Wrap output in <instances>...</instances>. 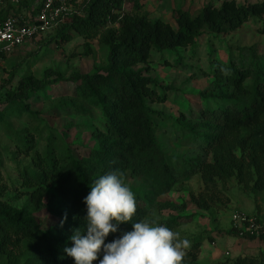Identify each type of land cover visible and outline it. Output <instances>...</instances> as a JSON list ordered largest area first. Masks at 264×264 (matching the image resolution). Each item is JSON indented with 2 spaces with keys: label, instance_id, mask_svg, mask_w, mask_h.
Instances as JSON below:
<instances>
[{
  "label": "trees",
  "instance_id": "16d2710c",
  "mask_svg": "<svg viewBox=\"0 0 264 264\" xmlns=\"http://www.w3.org/2000/svg\"><path fill=\"white\" fill-rule=\"evenodd\" d=\"M69 1L79 13L53 32L51 42L62 48L81 37L92 54L90 42L100 38L108 49L107 63L91 73L77 72L70 77L53 70H46L43 78L28 74L3 100L4 110L26 109V102L36 93L66 83L75 86L69 105L80 115L89 113L84 103L99 109L103 123L92 133L96 146L86 156L59 153L52 141L40 153L34 136L20 140L18 146L25 156L36 155V170L23 173V187L32 190L27 192L31 210L26 213L6 199L7 186L0 175V264H75L64 249L72 246L69 237L74 230L83 231L85 227L84 199L95 180L116 170L124 173L126 184L129 178L150 182L154 197L170 193L185 173L187 178L202 173L206 181L209 176H237L243 182L251 169L255 171L251 190L264 191V60L216 68L214 89L202 96L226 105L203 108L193 118L183 117L192 142L205 155L186 163L183 173L158 143L156 118L163 115L151 107L167 103L170 88L159 86L150 75L153 54L189 49L207 32L232 34L250 20L263 18L264 3L239 5L236 0H225L219 7L207 5L197 13L178 9L173 25L142 13L146 0ZM29 7V2L17 7L7 4L0 12V21L11 13L22 16ZM210 155L212 162L208 163ZM51 184L67 206L64 211L52 212L60 223L45 230L40 214L50 211L45 197ZM135 198L137 210L132 221L121 223L105 243L120 238L123 229H133L134 222L149 217L151 201L147 195L138 193ZM228 233L236 235L232 230ZM232 264L264 262L244 257Z\"/></svg>",
  "mask_w": 264,
  "mask_h": 264
},
{
  "label": "rangeland",
  "instance_id": "374dc122",
  "mask_svg": "<svg viewBox=\"0 0 264 264\" xmlns=\"http://www.w3.org/2000/svg\"><path fill=\"white\" fill-rule=\"evenodd\" d=\"M224 1L146 0L142 13L154 21L163 19L175 25L174 14L178 9L197 13L207 5L219 7ZM236 1L239 5L264 3V0ZM53 32L28 42L0 65V175L7 186L6 199L26 213L31 210L27 192L32 190L23 187V173L26 169L36 170L33 161L36 155L25 156L18 146L20 140L34 136L40 153H44L52 141L59 153L86 156L96 146L92 133L103 123L99 109L84 103L89 113L80 115L69 105L75 86L66 83L36 93L26 102V109L4 110L3 100L28 74L43 78L46 70H53L70 77L77 72L91 73L107 63L108 49L100 38L90 42V54L86 40L81 37L62 48L57 47L51 42ZM152 59L154 70L150 75L159 86L170 88L167 103L151 106L163 115L156 118V137L169 161L183 173L189 162L198 156L205 157L192 142L183 117L193 118L203 108L226 105L202 96L214 89L216 68L264 60V17L250 20L229 35L207 32L189 49L155 53ZM206 161L211 163L212 156ZM185 174L170 193L159 197H154L150 182L140 178L127 181L134 194L145 193L151 201L148 220L156 219L178 232L181 240L190 242L183 264H232L244 257L264 262V240L240 239L228 233L234 212L264 217V191L251 190L255 171L249 170L243 182L237 176H209L206 181L202 173L197 172L191 178ZM45 202L50 211L41 213L40 218L45 220L44 229L49 230L60 223V218L52 212L64 211L67 205L54 184L48 188ZM132 230L123 229L120 237ZM101 257L103 251L93 264Z\"/></svg>",
  "mask_w": 264,
  "mask_h": 264
},
{
  "label": "clouds",
  "instance_id": "9594fccd",
  "mask_svg": "<svg viewBox=\"0 0 264 264\" xmlns=\"http://www.w3.org/2000/svg\"><path fill=\"white\" fill-rule=\"evenodd\" d=\"M90 189L84 199L85 227L83 231L74 230L69 237L72 246L64 249L75 264H93L101 251L103 258L99 264H183L190 242L181 240L178 232L156 219L134 222L132 231L105 243L121 223L132 221L137 210L135 194L125 183L122 171L100 176Z\"/></svg>",
  "mask_w": 264,
  "mask_h": 264
},
{
  "label": "built area",
  "instance_id": "2783aa9c",
  "mask_svg": "<svg viewBox=\"0 0 264 264\" xmlns=\"http://www.w3.org/2000/svg\"><path fill=\"white\" fill-rule=\"evenodd\" d=\"M26 2L30 7L24 15L11 13L0 21V65L28 42L41 39L79 13L69 0H0V12L7 4L17 7ZM230 230L240 239L264 240V217L234 212Z\"/></svg>",
  "mask_w": 264,
  "mask_h": 264
},
{
  "label": "crops",
  "instance_id": "0c3cea01",
  "mask_svg": "<svg viewBox=\"0 0 264 264\" xmlns=\"http://www.w3.org/2000/svg\"><path fill=\"white\" fill-rule=\"evenodd\" d=\"M251 240H255V239H251Z\"/></svg>",
  "mask_w": 264,
  "mask_h": 264
}]
</instances>
